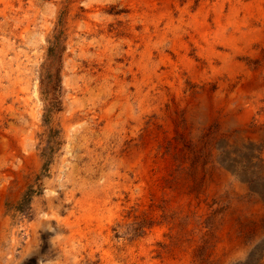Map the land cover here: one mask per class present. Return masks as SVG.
<instances>
[{"label": "rangeland", "instance_id": "374dc122", "mask_svg": "<svg viewBox=\"0 0 264 264\" xmlns=\"http://www.w3.org/2000/svg\"><path fill=\"white\" fill-rule=\"evenodd\" d=\"M241 33L263 34L251 58ZM263 46L264 0H0V80H21L22 89L6 121L29 160L25 191L7 206L0 254L33 222L34 200L64 190L73 212L66 237L87 245L83 264H146L148 253L161 264H196L203 254L185 210L214 159L215 137H194L187 112L203 96L223 110L213 80L262 74ZM98 224L105 238L95 240L89 228Z\"/></svg>", "mask_w": 264, "mask_h": 264}, {"label": "bare ground", "instance_id": "6f19581e", "mask_svg": "<svg viewBox=\"0 0 264 264\" xmlns=\"http://www.w3.org/2000/svg\"><path fill=\"white\" fill-rule=\"evenodd\" d=\"M241 35L252 50L245 57L251 58L255 55V43L262 39L263 34ZM246 79L213 80L219 82L218 95L226 100L222 104L223 110L213 111L208 96H203L187 112L194 137H199L204 131H211L215 137L214 159L207 165L205 174L202 173L203 184H195L194 191L188 194L189 206L185 210L191 222L188 230L190 241L203 254L196 264H264V69L262 74L246 71ZM21 92V80H0V248L7 244L11 229L12 220L6 218L7 206L12 202L18 204L25 191L24 183L28 182L23 174L26 169L24 163L29 162L26 156L28 148L20 140L14 123L6 121L7 112L15 115V104L17 101L20 103ZM9 101L13 105L3 112ZM217 118L219 122L215 120ZM9 132L12 137L7 136ZM229 136L233 138L228 139ZM131 159L140 168L145 182L149 181L150 166L147 163L142 165V155L135 152ZM65 195L61 190L57 196L49 194L34 200L31 211L26 215L33 222L24 225L22 238L18 239L13 232L10 250H3L0 254V264H83L82 250L87 245L79 243L73 232L69 239L66 237L67 216L73 212L68 209ZM72 199L76 196L72 195ZM89 231L95 240L105 238L100 224L89 228ZM91 253L94 255L93 249ZM130 262L126 260L124 264ZM191 262L184 264H194ZM108 264H116L115 257L109 258ZM146 264L161 263L148 253Z\"/></svg>", "mask_w": 264, "mask_h": 264}, {"label": "trees", "instance_id": "16d2710c", "mask_svg": "<svg viewBox=\"0 0 264 264\" xmlns=\"http://www.w3.org/2000/svg\"><path fill=\"white\" fill-rule=\"evenodd\" d=\"M54 103H55V104L58 103V105L60 104V103L58 102V100H57V102H54Z\"/></svg>", "mask_w": 264, "mask_h": 264}]
</instances>
